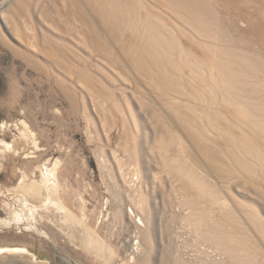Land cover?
<instances>
[{
  "label": "rangeland",
  "instance_id": "rangeland-1",
  "mask_svg": "<svg viewBox=\"0 0 264 264\" xmlns=\"http://www.w3.org/2000/svg\"><path fill=\"white\" fill-rule=\"evenodd\" d=\"M1 249L264 264V0H0Z\"/></svg>",
  "mask_w": 264,
  "mask_h": 264
},
{
  "label": "bare ground",
  "instance_id": "bare-ground-1",
  "mask_svg": "<svg viewBox=\"0 0 264 264\" xmlns=\"http://www.w3.org/2000/svg\"><path fill=\"white\" fill-rule=\"evenodd\" d=\"M45 172L50 178V182H48V184L46 185L47 186V191H48L47 201L43 204L44 206L36 204L35 208L37 210H39V212H41V213L45 212L46 214L45 213L44 214L47 217H49V218L51 217L50 219H53L56 224H58L60 226H64L66 228H69L71 233L74 234L73 232H75V231L73 230V226H72L71 220H70V218L71 217L73 218L74 215L70 213V211L65 207L64 204H62L58 199H55L52 196V194H51L52 191H53L52 188L55 186V184H54V182H55L54 170L53 169H49L48 167H45ZM50 183H53L54 186H52L53 184L50 185ZM23 220H25V219L22 218V221ZM28 223L33 224L32 222H28ZM33 228L36 231H40L42 234H45V235L47 234V232L39 229V227L37 226V222H34ZM91 241H92V244H93L92 247L99 245V247L101 248L100 249L101 253L104 252V250L102 249V246H101L102 244H100V241H98L97 239L96 240L92 239ZM5 250L6 251L10 250V252L16 251V252H20V253H23V254L28 253V251L26 249H9V250L5 249ZM5 250L1 249L0 252L5 251ZM12 253H14V252H12Z\"/></svg>",
  "mask_w": 264,
  "mask_h": 264
},
{
  "label": "water",
  "instance_id": "water-1",
  "mask_svg": "<svg viewBox=\"0 0 264 264\" xmlns=\"http://www.w3.org/2000/svg\"><path fill=\"white\" fill-rule=\"evenodd\" d=\"M12 252H10V250L0 252V264H49L44 260H39L33 255V253L28 252L26 254H23L16 251Z\"/></svg>",
  "mask_w": 264,
  "mask_h": 264
}]
</instances>
